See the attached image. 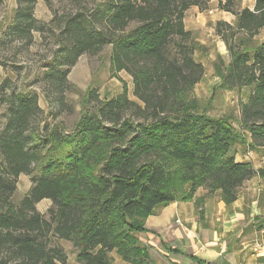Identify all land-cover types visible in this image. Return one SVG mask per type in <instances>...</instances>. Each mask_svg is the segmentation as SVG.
I'll list each match as a JSON object with an SVG mask.
<instances>
[{
  "label": "trees",
  "instance_id": "obj_1",
  "mask_svg": "<svg viewBox=\"0 0 264 264\" xmlns=\"http://www.w3.org/2000/svg\"><path fill=\"white\" fill-rule=\"evenodd\" d=\"M210 1L107 0L92 17L57 18L58 49L44 75L51 105L67 106L68 75L79 58L110 45L113 73L133 78L138 101L130 99L126 84L110 100L91 90L68 134L60 122L35 123L43 113L37 94L5 93L0 264H68L53 239L71 242L80 264H115L114 252L128 264H154L136 234L148 231L146 220L157 207L193 201L199 188L207 196L220 192L230 206L247 181L264 179V168L236 160L235 146L245 138L227 119L200 114L194 97L206 70L195 58L199 43L185 17L193 6L206 10ZM240 1L226 0L221 7L237 19L234 25L216 24L230 55L227 65L222 59L216 65V73L225 90L251 88L240 124L250 135L249 148L264 150V42L252 46L264 29V0L235 11ZM36 2L19 0L7 39L30 44L34 32L45 31L34 16ZM22 174L38 176L15 204ZM44 200L52 202L49 219L37 209ZM203 202L196 200L197 209Z\"/></svg>",
  "mask_w": 264,
  "mask_h": 264
},
{
  "label": "rangeland",
  "instance_id": "obj_2",
  "mask_svg": "<svg viewBox=\"0 0 264 264\" xmlns=\"http://www.w3.org/2000/svg\"><path fill=\"white\" fill-rule=\"evenodd\" d=\"M106 2L107 0H37L34 16L46 29L34 32L33 42L26 44L6 38V30L12 24L19 0H0V132L4 129L8 117L5 93L10 95L12 90L25 95L37 94L43 113L38 114L35 123L41 120L51 125L60 122L68 134L74 131L80 120L85 97L91 90H96L102 100H110L122 94L123 84H126L130 99L138 101L134 96L133 78L125 71L117 76L113 73L111 45L97 55H83L70 70L68 75L70 88L66 92L67 106L64 109L52 106L53 98L49 93L47 95L44 75L58 49L57 18L65 21L78 14L92 17L103 9ZM225 4L226 0H211L206 10L193 6L186 13V29L194 34L199 43L195 58L206 70L205 76L194 90V97L198 102L200 114L215 119H227L245 138L243 142L237 143L236 149L242 154H247L252 151L249 148L250 135L241 127L240 117L241 105L248 101L252 90L251 88L225 90L221 87V80L216 73V65H221L222 61L227 65L230 61L225 43L216 35V24L223 20L234 25L237 19L232 13L221 9ZM254 5L255 0H242L235 3L234 10L254 9ZM263 42L264 29L252 40V46H259ZM253 152L255 154L253 160L257 163L263 162L264 166V150L258 149ZM37 176L22 174L19 177L13 196L15 204L23 200ZM188 188L189 185L184 187L185 190ZM51 208L50 200H44L37 205V209L46 219L50 218ZM52 245L63 248L68 256V264H80L77 260V251L71 242L53 239ZM150 254L154 264L158 260L160 264H164L157 254L152 252ZM111 256L115 264H128L123 262L116 252Z\"/></svg>",
  "mask_w": 264,
  "mask_h": 264
},
{
  "label": "crops",
  "instance_id": "obj_3",
  "mask_svg": "<svg viewBox=\"0 0 264 264\" xmlns=\"http://www.w3.org/2000/svg\"><path fill=\"white\" fill-rule=\"evenodd\" d=\"M254 155L253 151L242 154L235 146L237 162L264 168ZM203 198L197 209L196 200ZM263 222L264 179L254 177L230 206L220 192L207 196L199 188L193 201L157 207L146 220L148 231L136 237L164 264H264Z\"/></svg>",
  "mask_w": 264,
  "mask_h": 264
}]
</instances>
